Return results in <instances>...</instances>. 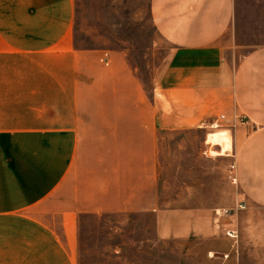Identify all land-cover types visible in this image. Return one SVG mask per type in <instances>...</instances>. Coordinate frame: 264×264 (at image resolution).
<instances>
[{
    "label": "crops",
    "instance_id": "crops-1",
    "mask_svg": "<svg viewBox=\"0 0 264 264\" xmlns=\"http://www.w3.org/2000/svg\"><path fill=\"white\" fill-rule=\"evenodd\" d=\"M151 11L156 30L171 45L169 61L148 98L127 61L117 55L109 59L110 94L118 98L117 85L123 83L129 91L123 98L132 107L100 106L94 114L93 165L87 181L86 174L76 177V192L83 199L77 210L148 211L156 215L160 238H207L215 226L212 218L206 222L202 216H211L212 207L168 211L154 200L160 135L215 129L212 123L220 120L232 137V150L220 155L223 170L229 178L234 164L237 177L235 183L229 178L225 208L252 214L264 209V0H152ZM74 16L75 0H0V84L4 70L14 64L26 71L28 78L19 76L20 81L37 83L40 69L59 68L66 77L71 63L84 62L86 53L69 46ZM241 51L246 54L236 62L233 55ZM8 95L0 91V205L8 197L50 194L78 160L84 161L86 140L79 91L73 95L77 105L56 111L55 122L48 124L41 118L43 110L29 101L52 97L20 92L13 98L19 108H11L5 103ZM15 182L18 191L9 193ZM231 240L224 253L234 264ZM62 259L73 264L69 253Z\"/></svg>",
    "mask_w": 264,
    "mask_h": 264
},
{
    "label": "rangeland",
    "instance_id": "rangeland-1",
    "mask_svg": "<svg viewBox=\"0 0 264 264\" xmlns=\"http://www.w3.org/2000/svg\"><path fill=\"white\" fill-rule=\"evenodd\" d=\"M151 3L75 0L69 46L86 53L84 62L77 66L71 63L66 77L59 68L40 69L37 74L42 75V81L37 83L20 81L19 76L27 77L26 71L16 64L4 70L0 91L9 94L6 107L19 108L20 101L13 99L14 94L45 93L52 99L29 101V105L43 110L46 116L41 118L47 124L55 122L56 111L77 105L73 95L79 91L81 118L86 125L81 135L86 140L81 149L84 161L78 160L50 194L35 199L8 197L2 202L0 264H63L64 252L71 255L73 264H233L226 261L224 253L228 238L235 241L234 264H264V209L256 214L233 209L231 215H220L230 199L225 192L230 179L224 173L221 156L213 154L221 146L206 140L209 133L222 128L165 130L160 135L159 182L154 200L168 211L212 207L211 216H202L206 222L212 218L215 226V232L207 238H160L156 215L148 211L77 210L81 197L76 192V177L86 174L87 181L93 165L94 114L100 106L132 107L123 98L129 93L123 83L117 85L118 98L110 94L109 59L123 57L130 73L144 85L148 98L169 61L171 45L156 30ZM244 54L236 52L233 58L237 62ZM16 77L18 81L12 83ZM16 186L17 182L11 183L9 193L18 191ZM232 228L236 237L228 235Z\"/></svg>",
    "mask_w": 264,
    "mask_h": 264
},
{
    "label": "bare ground",
    "instance_id": "bare-ground-1",
    "mask_svg": "<svg viewBox=\"0 0 264 264\" xmlns=\"http://www.w3.org/2000/svg\"><path fill=\"white\" fill-rule=\"evenodd\" d=\"M229 132L226 130H220L217 132H211L207 136V142L212 143L214 145L221 146L220 150H213V154L215 155H226L228 150H232V139ZM209 145V144H208ZM211 148V147H210ZM229 152V151H228Z\"/></svg>",
    "mask_w": 264,
    "mask_h": 264
},
{
    "label": "built area",
    "instance_id": "built-area-1",
    "mask_svg": "<svg viewBox=\"0 0 264 264\" xmlns=\"http://www.w3.org/2000/svg\"><path fill=\"white\" fill-rule=\"evenodd\" d=\"M212 128H221V121L220 120H216L214 123H212ZM235 165L232 164L230 165L229 167V170H228V176L229 178L235 183L237 182V177H236V174H235ZM233 213V209H223V213H220V215H231ZM219 215V214H218ZM228 235L231 236V237H236L237 236V233H236V230H230L228 231Z\"/></svg>",
    "mask_w": 264,
    "mask_h": 264
}]
</instances>
